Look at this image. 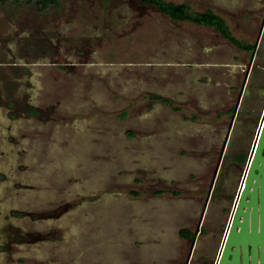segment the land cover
I'll use <instances>...</instances> for the list:
<instances>
[{"label":"rangeland","instance_id":"1","mask_svg":"<svg viewBox=\"0 0 264 264\" xmlns=\"http://www.w3.org/2000/svg\"><path fill=\"white\" fill-rule=\"evenodd\" d=\"M5 3L0 264L184 262L192 243L182 246L177 230L192 226L193 180L209 183L218 153L210 172L198 175V152L172 148L171 134L147 143L145 99L189 90L178 79L198 77L207 73L203 63L241 53L208 50L218 42L210 28L174 24L138 0H61L42 12ZM199 206L200 216L204 200Z\"/></svg>","mask_w":264,"mask_h":264},{"label":"crops","instance_id":"2","mask_svg":"<svg viewBox=\"0 0 264 264\" xmlns=\"http://www.w3.org/2000/svg\"><path fill=\"white\" fill-rule=\"evenodd\" d=\"M193 2L207 5L204 10L196 11L210 9L221 16L235 37L255 39L254 42H247L255 45L251 54L239 50L210 28L218 42H209L208 50L235 48L241 54L234 53L235 60L232 61L221 59L223 62L218 60L203 63L201 67L207 73L189 79H178L181 86L186 84L189 90L182 88L175 94L151 92L147 94L143 108V115L147 120L144 127L147 143L155 145L158 134H171L172 137L167 142L175 144L172 148L198 152V175L210 172L218 153V166L222 173L217 191L213 194L210 184L205 183L206 180H202V177L194 178L189 197L192 203H196V206L191 204L192 226L177 230L182 246L191 242L181 237V231L195 232V247L189 264H203L202 261H210L212 264L218 249L217 243L220 242L221 221L216 220V216L233 204V201H229L234 187L228 175H237L244 168L264 109V0ZM243 74L246 76L242 77ZM170 127L172 131L166 130ZM169 182L177 187V191H174L177 195L180 191L175 184L177 180L171 178ZM199 200H204L205 207L200 216ZM200 224L202 229L198 234ZM182 252L183 249L177 257ZM177 260L179 259L175 258L171 261Z\"/></svg>","mask_w":264,"mask_h":264},{"label":"water","instance_id":"3","mask_svg":"<svg viewBox=\"0 0 264 264\" xmlns=\"http://www.w3.org/2000/svg\"><path fill=\"white\" fill-rule=\"evenodd\" d=\"M219 264H264V109ZM240 188V189H241ZM192 245L188 263L191 261Z\"/></svg>","mask_w":264,"mask_h":264},{"label":"trees","instance_id":"4","mask_svg":"<svg viewBox=\"0 0 264 264\" xmlns=\"http://www.w3.org/2000/svg\"><path fill=\"white\" fill-rule=\"evenodd\" d=\"M7 0H0V4H6ZM23 2L25 4H33L37 7L38 11L42 12L51 7H57L61 0H16ZM138 2L146 7H153L159 13L167 16L169 19L180 22L189 23L196 26L213 28L217 33H219L225 40L233 44L239 50L253 53L255 50V45L243 42L235 37L228 23L214 11L208 9L205 11H196L189 4L186 3H176L168 0H138ZM20 5V4H16ZM163 191H159V194ZM137 195V193H134ZM181 237L193 244L195 240V232L189 230L181 231Z\"/></svg>","mask_w":264,"mask_h":264},{"label":"flooded vegetation","instance_id":"5","mask_svg":"<svg viewBox=\"0 0 264 264\" xmlns=\"http://www.w3.org/2000/svg\"><path fill=\"white\" fill-rule=\"evenodd\" d=\"M161 14V13H160ZM162 16H164V17H166L167 19H169L167 16H165V15H163V14H161ZM172 23H174V24H183V23H180V22H175V21H173V20H171V19H169ZM189 24V23H188ZM247 43V42H246ZM26 112H28L29 114H34V115H37L38 114V111L36 110V109H34V108H29V109H27L26 110ZM249 154H250V152H249ZM248 158H249V156H248ZM248 161V160H247ZM246 165H247V162H246V164H245V166H244V168L246 167ZM244 168L241 170V171H239L238 173H237V175H231V173H230V175H228V177H229V180L232 182V185H233V187H234V191H233V193H232V199L229 201V202H234L235 200H236V202H237V200L239 199V197H240V195L238 194V192L240 191V188H241V186H242V181H241V178H242V176H243V171H244ZM221 173H222V170L220 169V167L218 166V168L216 167L214 170H213V172H212V174L208 177V184H210V187L212 188V192H213V194H215V192L217 191V187H218V183H219V179H220V175H221ZM236 195H239L238 196V198L236 199ZM232 207V204H231V206L230 207H228V208H226L225 209V211L222 213V214H220V215H217L216 216V220H219V221H221L220 222V228H219V241H220V239H221V236H222V231H223V228H224V225L226 224V221H227V218H228V213H229V209ZM205 207H203V209H204ZM202 213H203V211H202ZM200 233H201V231H200ZM218 242V241H217ZM218 244H219V242L217 243V247H218ZM190 253H191V251H189L188 253H187V255H186V258H185V260H184V262H181L180 264H187L188 263V259H189V257H190ZM191 258H192V256H191ZM192 263V262H191ZM202 263L203 264H210V261H202Z\"/></svg>","mask_w":264,"mask_h":264},{"label":"built area","instance_id":"6","mask_svg":"<svg viewBox=\"0 0 264 264\" xmlns=\"http://www.w3.org/2000/svg\"><path fill=\"white\" fill-rule=\"evenodd\" d=\"M262 115H263V114H262ZM261 120H262V118H261ZM261 120H260V123H261ZM260 123H259V127H262V125L260 126ZM258 129H259V128H258ZM258 129H257V130H258ZM256 133H257V131H256ZM255 135H256V134H255ZM247 175H248V169H247V167H245V168H244V171H243V176H242V178H241L242 185H243V183L245 182V180H246V178H247ZM243 188H244V187H243ZM243 188H241L240 191L238 192L239 195H240V192L242 191ZM239 195H236V199L238 198ZM235 209H236V200H235L234 203H233V207H232V210H231V215H230V218H229V221H228L227 227H226V229H225V233H224V237H223L222 245H221V248H220V250H219V253H218V255H217L216 259H215L214 264H219V261H220L221 255H222V251H223V246H224V244H225L226 237H227V235H228V233H229V230H230V227H231V223H232V219H233V216H234V213H235ZM201 229H202V227L199 228V232H198V234H200Z\"/></svg>","mask_w":264,"mask_h":264}]
</instances>
